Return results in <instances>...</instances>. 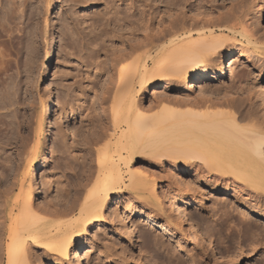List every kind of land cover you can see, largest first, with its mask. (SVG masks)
<instances>
[{
  "label": "bare ground",
  "instance_id": "obj_1",
  "mask_svg": "<svg viewBox=\"0 0 264 264\" xmlns=\"http://www.w3.org/2000/svg\"><path fill=\"white\" fill-rule=\"evenodd\" d=\"M109 1L111 6L107 5ZM109 1L104 0L103 3L114 15L111 20L109 15L105 17L119 28L140 24L138 21L144 19L146 11L148 16L141 25L142 40L139 38L133 44L129 43L127 50H120L119 55L115 54L110 61L111 77L104 84L106 87L102 88L98 107L94 110L95 106L91 105L87 109L85 98L84 103L77 107L80 111L78 114L75 112L77 108L75 111L72 108L66 111L65 105H60L61 115L68 127L76 121L73 118L76 115L82 121L79 133L83 135L81 145L84 154L80 162L83 171L74 196L71 197L69 187L66 191L62 190L57 178H50L46 185L47 192L42 193L45 197L50 196L53 204L49 201V207L44 208L39 206L37 200H33L34 195L38 198L40 196L38 180L43 165L39 159L40 140L36 138L42 135L43 123L47 124L48 132L53 131V101L47 100L42 108V122L33 129L36 141L33 140L34 144L29 149H26L29 140L20 136V122L17 121L15 125L17 130L10 132L11 121L7 119V111L0 113V117L3 116L0 144L15 148L9 155L4 153L5 147L0 151V156L5 154L3 169L12 173L9 178L10 174L0 171V186L5 185L0 194V261L4 251L5 264H32L35 259L30 257L32 251L29 249L44 250L45 257L62 262L86 228L102 216L105 201H111L114 193L121 191L124 185L123 174H127L141 153L171 159L169 162L180 169H195L203 177L211 178L215 193L234 200L233 217L242 225H253L258 231L264 232V123L251 116L244 101L237 106L232 100H226L220 102L221 107L217 109V102L209 98L194 103L161 97L156 101L159 110L151 114L142 100H137L139 94L142 95L163 79L178 84L196 79L197 88H202L203 82L215 79L209 72L210 68L216 66L218 58L229 56L235 45L243 44L242 40L247 45H253L254 49H260L257 41L264 40V29L261 26L262 13L258 8V0H206L209 13L191 18L184 16L180 8L182 5L192 7L197 0H139L126 5L127 10L115 5L117 1L122 3L124 0ZM157 1L164 4L166 13L173 10L176 13L169 15L165 24L159 23V27L153 31L150 27L156 19L153 12L155 8L160 10V6L152 2ZM24 2L19 6H23ZM49 3L50 0H47ZM199 3L202 5L203 0ZM10 11L8 8L5 13ZM242 23H248L246 28H250V31L238 32ZM242 28L244 30L243 25ZM133 31H130L129 36L134 38ZM123 40L121 46H125L128 41L124 43ZM141 49L146 51L145 57L139 55ZM239 56L251 61L241 51ZM48 60L49 56L44 60L45 67ZM2 71L0 64V85L4 88L2 91L5 90L0 93V109L7 110L20 103L14 98L16 95L13 96L15 91L11 92V96L3 84ZM242 77V73L238 75L240 80ZM259 78L264 79V74ZM89 128L92 132H88ZM53 134L57 136L56 140L62 148L61 154L69 157L75 147L67 144L66 131L61 128ZM22 154L26 156L24 159H20ZM13 155L17 159L16 163H13ZM33 162H36V166L30 169ZM123 167L127 172L123 173ZM135 172L129 174L130 182L125 186L137 187L142 183L140 186L144 188V181L136 183L135 178L139 176ZM153 182L149 188L154 194L156 184ZM15 189L18 194L14 199H9L8 195ZM69 197L71 199L66 200L69 202L63 204ZM58 205L61 208H57ZM169 209L175 211L179 225L187 222L186 214L178 203H172ZM159 212L148 215L147 226L157 234H170L168 227L158 223L164 214L161 209ZM256 248L252 247L251 251L255 252ZM243 256L244 250L239 243L227 257L228 263L239 264Z\"/></svg>",
  "mask_w": 264,
  "mask_h": 264
},
{
  "label": "rangeland",
  "instance_id": "obj_2",
  "mask_svg": "<svg viewBox=\"0 0 264 264\" xmlns=\"http://www.w3.org/2000/svg\"><path fill=\"white\" fill-rule=\"evenodd\" d=\"M19 1L21 0H0V64L3 70L1 79L9 89L10 95L15 91L12 95H16L14 98L20 103L13 107L7 106V110L1 108L0 113L7 111V119L12 122L10 132L16 131L17 123L20 122V136L29 140L26 149L37 139L40 140L39 159L43 165L39 172L38 184L41 192L39 198L34 195L33 200H37L39 206L46 208L50 202L53 204L50 201L52 198L43 194L47 192L48 180L57 178L61 189H70L72 197L74 191H77L83 171L80 163L84 154L81 145L83 135L82 132L79 133L81 117L74 116L76 121L71 122L68 127L61 115L60 105H65L66 111L70 108L75 111L79 104L84 103L85 98L87 109L91 105L95 106L94 110L98 107L102 88L106 87L104 84L111 77L110 61L115 54L119 55L120 50L128 49L129 43L133 44L139 38L142 40L141 25L147 20L148 13L146 11L144 19L138 21L140 24L119 28L110 21L114 14L104 5V0H96L94 3L91 0H50L49 4L47 0H25L23 6H19L23 0ZM138 1H117L115 5L127 10L126 5ZM205 1L203 0L201 5L200 0H197L192 7L182 5L180 9L183 10L184 16L189 18L203 16L209 13V0ZM263 1L258 0L257 4L261 9V26L264 29ZM157 2H152L160 6V10L155 8L153 12L156 18L150 26L153 31L159 27V23L165 24L169 15L176 13V10L166 13L164 4ZM107 5L111 6L112 3L109 1ZM8 8L11 11L5 13ZM108 15L110 20H107ZM137 17L139 18L138 15ZM246 24L248 23H242L238 32L250 31ZM242 25L244 30H241ZM130 31H133L135 39L129 36ZM122 38L124 43L128 39L125 46H121ZM260 41H257L260 47L257 50L242 40L243 44L235 45L229 56L218 58L216 66L210 68L209 72L215 79L203 82L202 88H197L196 79L179 84L163 79L149 87L142 95L139 94L137 100H142L151 114L159 110L158 106V109L156 108V101L161 97L194 103L211 99L217 102V109L221 107L220 102L226 100H232L237 106L244 101V105H247L252 113L251 116L264 123V79L259 78L264 74V40ZM240 51L251 61L240 57ZM139 55L145 57L146 51L141 49ZM48 56L45 67L44 60ZM241 73L243 79L240 80L238 75ZM0 89V93L5 91H2L4 88L1 85ZM49 99L54 103L52 132L57 133L58 129L62 128L66 131L67 144L75 147L69 157L61 154L62 148L56 140L57 136L48 132L46 123H43L42 135L37 136L36 140L34 138L33 129L42 122L41 110ZM215 107L214 110H217ZM75 112L78 114L80 111L77 108ZM2 119L3 116L0 117V124ZM29 131H32L31 134ZM88 132L92 130L89 128ZM4 147L0 144L1 152ZM10 148L5 147L4 153L11 154L15 148ZM5 154L1 153L0 156V171L10 174V178L12 173L2 167ZM141 154L128 169L130 172L123 167V173L126 171L127 174H123L124 185L121 191H116L111 201H105L102 216L81 234L80 240L71 247L68 257L61 262L45 257L44 250L29 249L32 251L30 257L35 259L32 264H229L227 257L235 251L239 243L244 250L243 259L239 264H264V232L258 231L253 225H242L233 217L234 200L215 193L211 178L203 177L195 169H180L169 162L171 159ZM25 157V154H22L20 159ZM12 158L13 163H16L14 155ZM35 166L36 162H33L30 169ZM134 172L141 179L139 181L140 179L135 178L136 183L144 181V188L140 186L142 183L137 187H126L130 182L129 174ZM151 182L156 184L154 194L150 191ZM4 189L5 185L0 186V194ZM17 194L18 190L15 189L8 198L14 199ZM71 197L65 199L63 204L69 202L66 200ZM174 202L178 203L186 214L187 222L184 225H179L175 211L169 209V205ZM60 205L57 208H61ZM159 209L164 214L158 223L168 227L170 234H157L147 226L148 215L160 213ZM254 246L257 248L252 252L251 248ZM3 252L1 264H5L6 260Z\"/></svg>",
  "mask_w": 264,
  "mask_h": 264
}]
</instances>
